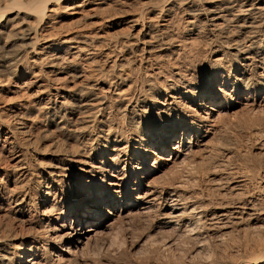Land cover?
I'll return each instance as SVG.
<instances>
[{"label":"bare ground","instance_id":"obj_1","mask_svg":"<svg viewBox=\"0 0 264 264\" xmlns=\"http://www.w3.org/2000/svg\"><path fill=\"white\" fill-rule=\"evenodd\" d=\"M139 1L13 0L17 27L0 10V264H86L136 218L153 238L113 232L106 257L223 264L211 239L264 233V166L202 162L240 112L264 114V0ZM57 9L77 24L58 32ZM231 263L264 264V248Z\"/></svg>","mask_w":264,"mask_h":264},{"label":"rangeland","instance_id":"obj_2","mask_svg":"<svg viewBox=\"0 0 264 264\" xmlns=\"http://www.w3.org/2000/svg\"><path fill=\"white\" fill-rule=\"evenodd\" d=\"M12 1L13 0H0V10L2 12V15L4 13V15H3L4 16V21H6V22L9 21V26H11V27L12 26L13 27L14 26L17 27V26L20 25V23H22V20L24 19L23 18L24 14L20 13L18 11V9L16 10V8L12 9V8L7 7V6H10V4H11L10 2H12ZM23 1L24 2H28V1H32V0H23ZM137 1H139V0H137ZM139 2H145V1H141L140 0ZM111 9H114V7H111ZM57 10H56V14H55L56 17L54 16L53 18H55V20L57 22H59V23L56 22V24H55V26H57V28H59V29H57L58 32H61V31L64 32L65 28L67 29V25L68 24H70V25H68L69 27L70 26H74V25L77 24V23H73L74 21L77 22L76 21L77 18L71 17V15H68L69 14L68 12H63L64 11L63 9H61V10L59 9L60 11L59 10L57 11ZM110 12L113 13V10H109L108 12H105V13L99 14V15H101V17L102 16H106ZM57 13H60L61 15L57 14ZM99 15H98V17H100ZM2 78L4 80L5 77L3 76ZM24 81H26V80L20 77L18 80L13 79V81H11V84H13L15 86H20ZM259 115H261V116H259ZM238 117H241L240 119L238 118L240 121L237 119L235 125L233 124L232 125L233 127L231 126L232 128L229 126L226 129L225 128L222 129L221 132L216 137L217 141H221L224 144L226 143V141H229L231 143L230 144L227 143L226 146L225 145L222 146L221 149H224V150L219 149L218 155H216L217 152H215L216 154L214 153L215 154L214 158L212 157V155H211L210 159H209L210 156H208V157L206 156L205 157L206 159L204 158L205 160L202 161V162L205 161L204 164L208 163V162H211L212 164L208 163L210 165H208V164H205V165L201 164V165H204V167L206 166L207 168L209 166L211 167L213 164H214V166H220L221 168L223 166H227L226 168H230L232 170H234V169L235 170L239 169V171H242V170L244 171L245 170L244 172L248 173V174H250L252 171L258 169V167L260 168L261 165L264 166V155L263 156L262 155H258L257 152L254 153V151H253L254 149L252 150L253 146L255 148V147H260L262 144H264V136H263L264 135V114H260V112H257V113L253 112L252 113L251 111L246 110V112L244 111V113L240 112L238 114ZM237 122H241L242 124L239 123V125H238ZM246 124H248V125H246ZM236 125H238V126H236ZM51 139H52V137L45 139V141H43V142L41 140L38 142L40 145H37L38 147H36V150L37 149H40V150L35 151L37 159H39V160L45 159L46 160V158H48L47 150H50L49 149L51 147L50 144H51V141L53 140V139L52 140ZM48 140H50V141H48ZM217 141L212 142V143H214L215 145H218V143L220 144V142L217 143ZM233 141H235V142H233ZM212 143H211V146H212ZM44 146H46V148H48V149L46 150V148ZM40 151H42V152L40 153ZM44 152H46V154ZM229 152L231 154H229ZM251 152H253V154ZM42 153H44V154H42ZM217 157H218V159H217ZM202 162H200V163H202ZM226 168H225V170H226ZM204 178H205L204 181H206L207 176H205ZM204 183H206V184L204 185ZM204 183L202 185L203 188H207L209 185L207 184V182H204ZM0 220H1L0 221V226L4 225V223L6 224L7 220L3 219L2 217H0ZM133 220H135V221H133ZM136 220H137V218L131 220L134 223L133 222L131 223V221L129 220L128 221L129 223L125 222L126 226H125V223H124V226L120 230H115V232H118V233H116V235H120V236H122V233L125 234V230H126V232L128 231V229L129 230L130 229L133 230V231L130 230L132 233L130 231L127 232V233L133 234V238H132L133 240L131 238L128 239L129 240L128 241L129 242L128 243L129 246H132L133 244H135V242H136L135 240H137V237L146 238L145 240H147L148 238H153L152 235L154 233L148 230V229H150V228H148L149 224H150L149 223L150 221L149 220H148L149 222L147 221L148 222V225H147L146 224V220L142 219L141 224L145 223V225L148 226L147 227L148 229L146 228L144 230L143 228H145L146 226L143 224L145 226L144 227L143 225L140 224V220L141 219H138L137 221ZM136 225L141 226V228L140 227L139 228L142 229L141 232L144 233L145 236H141L143 234H140L141 232L139 231V228L137 229L138 226H136ZM135 229H137L138 231H136ZM134 230L137 233L140 232L139 234H135L137 236L135 238V240H134L135 236H134V233H133ZM113 232H114V230L110 231V232L109 231L103 232V234L99 238L100 240H98L97 243L95 242L94 244H92V246L89 249H87L84 253H82L80 258L82 260H84V262L86 264H135L136 263L135 260H139L141 264H191V260H190L191 256L189 257V253L188 254L186 253V255H184L186 257L185 258V257H183L182 253L179 250H176V249L173 250L174 252H170L171 254L166 253L167 255L169 254L171 256V257L168 256L167 259H166L167 255L164 256L161 253H154V254H152L150 256L146 255L147 257L144 256V255H140L141 258H139V255L137 253H135V254L133 253L132 254L133 255V259L132 258L127 259L126 261H128V262H125V261L123 263L119 262V261L117 262V260H115V259H110V258L106 257L105 253H104L105 250H102V248H101V245H102L103 242L109 243L110 241L113 240V238H115V235H114L115 232L114 233ZM151 233H152V235H151ZM243 233H244V231H241L240 234H236L235 236H233V238H230L232 240H228L229 242L227 241L225 243L224 241H222V243L223 242L225 243V246H224V243H223V245L222 244L220 245V243H219L220 241H218L219 240L218 238L211 239L210 244H211L212 248H210V249L211 250L213 249L214 253H219V255H221V259L224 258V261L222 260L223 264H232L231 262H233L235 260V258L238 259L239 256H241V253L242 254L246 253V252L248 253V251L250 252V251H253L254 249L255 250H257V249L259 250L261 248H264V239H263L264 237H262V236H264V233H261V235H262L261 237H259V234H260L259 233L258 236H257L259 240L255 241V240L252 239L251 241H253V242L250 241L251 243L248 242L247 240H245L246 238H244L245 236H244ZM128 236H130V235H128ZM236 237H238L239 239L236 238ZM257 237L254 238V239H257ZM234 238H236V239H234ZM233 239L235 241H233ZM230 241H232V242H230ZM192 243L194 244V241ZM227 244H229V247H226ZM189 246H190L189 247V250H190V248L193 245L192 246L189 245ZM143 257H145L147 260L144 259ZM169 257H170V259H169ZM204 257H205V255L203 253V254H200L197 258L200 261H203V260H205ZM113 260H115V261H113ZM230 260H233V261H230Z\"/></svg>","mask_w":264,"mask_h":264}]
</instances>
